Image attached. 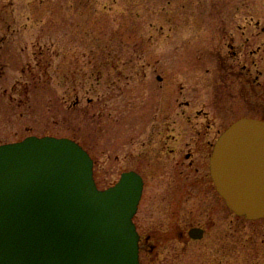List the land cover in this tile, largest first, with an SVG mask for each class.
<instances>
[{
  "label": "rangeland",
  "instance_id": "rangeland-1",
  "mask_svg": "<svg viewBox=\"0 0 264 264\" xmlns=\"http://www.w3.org/2000/svg\"><path fill=\"white\" fill-rule=\"evenodd\" d=\"M243 116L264 117V0H0V144L74 139L100 189L141 173V264H264V219L177 165Z\"/></svg>",
  "mask_w": 264,
  "mask_h": 264
},
{
  "label": "water",
  "instance_id": "water-1",
  "mask_svg": "<svg viewBox=\"0 0 264 264\" xmlns=\"http://www.w3.org/2000/svg\"><path fill=\"white\" fill-rule=\"evenodd\" d=\"M211 176L236 215L264 219V121L242 118L214 145ZM136 171L98 188L94 161L68 137L0 144V264H141ZM199 240L204 229L189 230Z\"/></svg>",
  "mask_w": 264,
  "mask_h": 264
},
{
  "label": "flooded vegetation",
  "instance_id": "flooded-vegetation-1",
  "mask_svg": "<svg viewBox=\"0 0 264 264\" xmlns=\"http://www.w3.org/2000/svg\"><path fill=\"white\" fill-rule=\"evenodd\" d=\"M206 114L207 115H205V116H208V113L207 112H206ZM242 118H252V119H258V120L264 121V117H261L260 118V117H254V116H243V117H240V118L236 119L235 121H233L230 125H232L234 122H236V121H238L239 119H242ZM209 126H210V124H209ZM224 131H221V133L218 135V137L214 141H211V140H207L206 141V145H204L205 150L203 149L202 154L200 153L201 155L199 157L195 158V153L193 152V150H190L185 155V160L178 161L177 162V165L178 166L183 165L185 167L184 161H188L189 162V168H190L188 170L189 172L194 173L196 175H198L201 172L200 178L199 179L196 178V180H194V183H197V184L202 185V183L205 182L206 177H208L211 185H213L215 187L214 181H213L212 176H211L210 158H211V155H212V151H213V148H214V144L217 142V140L219 139V137L222 135V133ZM198 142H200V141H198ZM199 152L200 151H196V153H199ZM205 158L208 159V168H209L208 172H205V167L202 164V163H205L206 162ZM142 177H143V180H144V188H145V178H144L143 175H142ZM215 189H216V187H215ZM201 228H203L205 230V234H206V231H207L206 228H204V227H201ZM137 229H138V227H137ZM187 232H189V230ZM139 234H140V251L145 250V249H148V248L153 249L154 248V245L151 244V240H152L151 239V235L149 234V235H146L145 237H143V235H141L140 232H139ZM182 236H186V234H185L184 231L182 232Z\"/></svg>",
  "mask_w": 264,
  "mask_h": 264
}]
</instances>
